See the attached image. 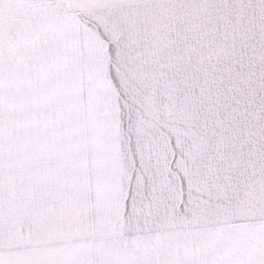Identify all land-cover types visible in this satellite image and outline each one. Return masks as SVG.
I'll list each match as a JSON object with an SVG mask.
<instances>
[{
  "label": "snow or ice",
  "instance_id": "6c2138e0",
  "mask_svg": "<svg viewBox=\"0 0 264 264\" xmlns=\"http://www.w3.org/2000/svg\"><path fill=\"white\" fill-rule=\"evenodd\" d=\"M0 264H264V0H0Z\"/></svg>",
  "mask_w": 264,
  "mask_h": 264
}]
</instances>
